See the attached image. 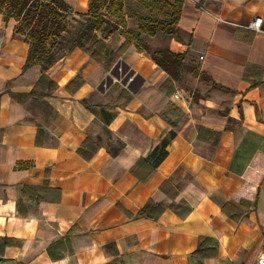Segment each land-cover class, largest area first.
<instances>
[{
    "label": "crops",
    "instance_id": "1",
    "mask_svg": "<svg viewBox=\"0 0 264 264\" xmlns=\"http://www.w3.org/2000/svg\"><path fill=\"white\" fill-rule=\"evenodd\" d=\"M63 1L71 17L88 13L89 0ZM15 24L0 15V264H254L264 0H183L168 42L185 54L177 80L132 42L118 59L131 75L115 78L85 52L89 38L22 71L28 45ZM122 32L94 37L116 51ZM36 83L41 103L10 95ZM148 204L155 218L138 215Z\"/></svg>",
    "mask_w": 264,
    "mask_h": 264
},
{
    "label": "trees",
    "instance_id": "2",
    "mask_svg": "<svg viewBox=\"0 0 264 264\" xmlns=\"http://www.w3.org/2000/svg\"><path fill=\"white\" fill-rule=\"evenodd\" d=\"M162 3V10L168 11L166 17L160 18L151 10L148 14L139 18L136 31L122 32L126 41L116 50L109 49L102 38L96 39L94 31L100 29L107 23L116 26L115 22L101 17L98 10L105 7L108 15L116 21L120 20L119 27H125L127 18L123 17L122 9L124 0H89L88 13L83 17L79 29L75 33L68 51L75 47H82V40L89 38L92 44L85 48V52L97 63L103 65L105 71H109L115 78L122 77L123 81L128 79L131 72L126 65L118 61L120 55L132 42L136 48L145 51L156 65L169 75V80H177L179 69L185 54L173 53L168 48L149 52L148 45L142 39L155 37L157 31H160L173 38L176 36V26L181 12L183 0H175L173 3L164 0H157ZM68 7L63 0H0V15L7 22L10 19L15 21L14 33L24 37L28 45L26 61L22 71L30 66L40 65L46 67L54 60V53L57 45L67 41L68 34L65 16L68 14ZM127 27V26H126ZM116 30V28H112ZM110 29L111 31H114ZM145 41V40H144ZM18 100L30 98L41 103L42 97L46 94L39 91V83H36L33 89L26 95L11 94ZM42 104H44L42 102ZM154 210V211H153ZM153 211V212H152ZM152 212V213H150ZM160 212L157 205L148 204L139 211V216L155 218ZM7 242L3 241V246Z\"/></svg>",
    "mask_w": 264,
    "mask_h": 264
},
{
    "label": "rangeland",
    "instance_id": "3",
    "mask_svg": "<svg viewBox=\"0 0 264 264\" xmlns=\"http://www.w3.org/2000/svg\"><path fill=\"white\" fill-rule=\"evenodd\" d=\"M161 6H162V3L157 1V0H124L122 13H123V17L127 18V21H126L127 27L126 26L125 27H119L120 25H122L120 23V20L116 21L114 18L109 17L108 11L105 9V7L100 8V10H98V11H99L101 17L103 16L104 18H107L108 20H111V21L115 22V24H117L116 26H113V25L107 23V25L105 24L102 26V28H104V30L116 28L118 33L122 32L123 29H126L127 31L135 32L136 26L140 21L139 18L142 15L148 14L150 10L155 15L160 16V18L166 17L168 11L162 10ZM70 19H74L76 21V24H74V25L76 26V31H77V29H79V26L83 21V17L79 16L77 18H74V17H71L70 14H67L65 16V23L69 24ZM112 30H114V29H112ZM65 36L69 37V38H67V41L71 40L72 38H74L73 36H75V31L71 34H69V33L65 34ZM173 38H178V34ZM170 39H171V37L163 34L159 29L157 31L155 37L142 39V41L148 45L149 52H153L155 50H163V49L168 48V42ZM65 50H66V47H64V49H62V51H65ZM194 75H195V73L191 74L192 77L189 81L184 82V83H180V85L186 91H190L195 87L194 86V82H195L194 79L197 76H194ZM198 79H199V81H203V82L206 81V79L203 76H199ZM177 87H178V82H177Z\"/></svg>",
    "mask_w": 264,
    "mask_h": 264
},
{
    "label": "built area",
    "instance_id": "4",
    "mask_svg": "<svg viewBox=\"0 0 264 264\" xmlns=\"http://www.w3.org/2000/svg\"><path fill=\"white\" fill-rule=\"evenodd\" d=\"M261 26V18H254V20L249 24V27L253 30L258 31ZM175 98H178V95L175 94ZM254 264H264V252H262L255 260Z\"/></svg>",
    "mask_w": 264,
    "mask_h": 264
}]
</instances>
